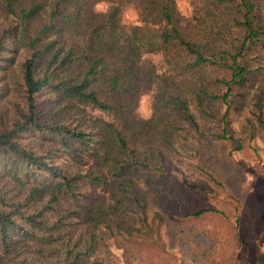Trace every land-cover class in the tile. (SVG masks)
<instances>
[{
	"label": "trees",
	"instance_id": "16d2710c",
	"mask_svg": "<svg viewBox=\"0 0 264 264\" xmlns=\"http://www.w3.org/2000/svg\"><path fill=\"white\" fill-rule=\"evenodd\" d=\"M191 2L195 21L176 0H0V264H103L102 240L149 228L135 177L169 176L188 125L218 124L242 148L230 113L264 71V0ZM254 97L264 130V91Z\"/></svg>",
	"mask_w": 264,
	"mask_h": 264
},
{
	"label": "rangeland",
	"instance_id": "374dc122",
	"mask_svg": "<svg viewBox=\"0 0 264 264\" xmlns=\"http://www.w3.org/2000/svg\"><path fill=\"white\" fill-rule=\"evenodd\" d=\"M176 1L181 14L195 21L191 0ZM107 8L97 6L98 11ZM124 21L139 25L137 11L128 9ZM2 30L0 24V34ZM254 86L250 100L230 113L231 134L241 149L217 137L222 134L218 124L201 122L199 129L188 125L181 132V155L166 152L169 176L150 184L135 177L148 192L149 228L130 241L121 236L102 240L103 264H264V130L250 122L257 125L250 103L264 91V71ZM152 115L153 97L147 94L140 99L137 117L148 120ZM27 141L41 150L50 147L38 137ZM61 162L68 164L67 158ZM81 186L85 194L94 191L86 182ZM94 192L109 197L101 187Z\"/></svg>",
	"mask_w": 264,
	"mask_h": 264
}]
</instances>
